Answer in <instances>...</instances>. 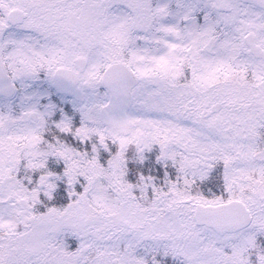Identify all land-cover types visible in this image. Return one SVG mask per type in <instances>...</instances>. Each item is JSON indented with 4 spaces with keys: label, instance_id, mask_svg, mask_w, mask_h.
Instances as JSON below:
<instances>
[{
    "label": "snow or ice",
    "instance_id": "1",
    "mask_svg": "<svg viewBox=\"0 0 264 264\" xmlns=\"http://www.w3.org/2000/svg\"><path fill=\"white\" fill-rule=\"evenodd\" d=\"M0 264H264V0H0Z\"/></svg>",
    "mask_w": 264,
    "mask_h": 264
}]
</instances>
